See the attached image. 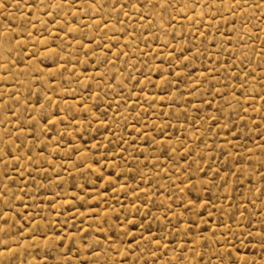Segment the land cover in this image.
Here are the masks:
<instances>
[{"label":"rangeland","instance_id":"374dc122","mask_svg":"<svg viewBox=\"0 0 264 264\" xmlns=\"http://www.w3.org/2000/svg\"><path fill=\"white\" fill-rule=\"evenodd\" d=\"M0 264H264V0H0Z\"/></svg>","mask_w":264,"mask_h":264}]
</instances>
